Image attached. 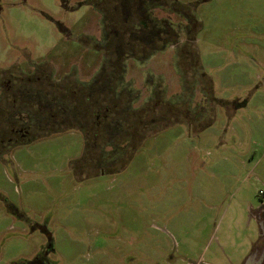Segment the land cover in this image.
<instances>
[{"label":"rangeland","instance_id":"rangeland-1","mask_svg":"<svg viewBox=\"0 0 264 264\" xmlns=\"http://www.w3.org/2000/svg\"><path fill=\"white\" fill-rule=\"evenodd\" d=\"M247 240L264 0H0V264H242Z\"/></svg>","mask_w":264,"mask_h":264},{"label":"crops","instance_id":"crops-1","mask_svg":"<svg viewBox=\"0 0 264 264\" xmlns=\"http://www.w3.org/2000/svg\"><path fill=\"white\" fill-rule=\"evenodd\" d=\"M262 207L260 211H263ZM256 218L258 222L262 224V214H259L258 216H256ZM246 242H248L249 245L242 243V245H240L239 251H231V261L238 260L240 262H243L242 264H260L262 261L261 256L264 252V247H256L254 242H249L248 240ZM246 250H249L248 253Z\"/></svg>","mask_w":264,"mask_h":264},{"label":"flooded vegetation","instance_id":"flooded-vegetation-1","mask_svg":"<svg viewBox=\"0 0 264 264\" xmlns=\"http://www.w3.org/2000/svg\"><path fill=\"white\" fill-rule=\"evenodd\" d=\"M186 15V14H185ZM156 23V22H155ZM164 26L163 27H167L168 25H166L165 23H162ZM27 136V134H25V135H23V137H26ZM261 259H262V261H261V263L260 264H264V252H263V254H262V256H261Z\"/></svg>","mask_w":264,"mask_h":264}]
</instances>
